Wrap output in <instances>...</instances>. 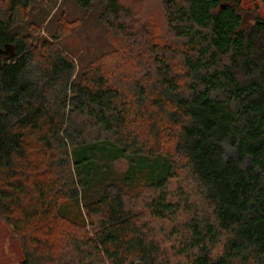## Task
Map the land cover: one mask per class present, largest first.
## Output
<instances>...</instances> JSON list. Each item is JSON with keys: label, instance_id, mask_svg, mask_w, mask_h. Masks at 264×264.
Wrapping results in <instances>:
<instances>
[{"label": "trees", "instance_id": "trees-1", "mask_svg": "<svg viewBox=\"0 0 264 264\" xmlns=\"http://www.w3.org/2000/svg\"><path fill=\"white\" fill-rule=\"evenodd\" d=\"M238 1L163 0L180 46L154 48L155 77L128 89L77 70L59 36L34 43L14 27L30 0H12L0 19V46L17 45L0 54V215L23 233L26 264H264V20L245 29ZM96 2L115 29L120 1L77 0ZM144 188L150 217L172 223L171 247L131 198ZM58 218L77 231L58 239Z\"/></svg>", "mask_w": 264, "mask_h": 264}, {"label": "rangeland", "instance_id": "rangeland-1", "mask_svg": "<svg viewBox=\"0 0 264 264\" xmlns=\"http://www.w3.org/2000/svg\"><path fill=\"white\" fill-rule=\"evenodd\" d=\"M119 1L123 10L114 22L115 29L103 21L102 3L96 2L86 10L80 7L77 0H30L26 16L23 19L17 18L14 27L30 35L34 43L42 37L54 41L59 36L56 40L73 58L77 70L82 71L90 66L101 68L109 81L121 80L129 89L137 80L146 82L155 77L154 48L177 47L179 41L167 27L163 0ZM238 3L245 18V29L249 30L258 16L264 20L262 0H239ZM9 7L10 0H0V17L9 18ZM256 42L257 51L264 53V33ZM174 64L177 72L183 73L178 59L174 60ZM226 151L228 154L234 153L233 149ZM111 166L114 171L123 173L129 162L118 158L111 162ZM186 185L184 188L188 190L190 187ZM143 190L147 191L146 188ZM151 193L149 190L146 194L132 191L131 198L141 199L137 204L138 210L147 212L146 219L152 221L158 238H162L166 246L171 247L174 240L164 238L161 231L162 227L170 231L172 223L169 220L163 223L150 217L144 207L146 203L142 202ZM57 226L54 235L58 239L64 229L71 233L77 231L76 225L66 219L58 218ZM22 236L23 233L15 232L13 226L0 215V264H26L27 252Z\"/></svg>", "mask_w": 264, "mask_h": 264}, {"label": "flooded vegetation", "instance_id": "flooded-vegetation-1", "mask_svg": "<svg viewBox=\"0 0 264 264\" xmlns=\"http://www.w3.org/2000/svg\"><path fill=\"white\" fill-rule=\"evenodd\" d=\"M11 4H12V0H10V7L8 12L9 18L11 17V8H12ZM0 19L3 18L0 17ZM6 45H8V47ZM16 52H17V45L14 42H6L3 44V46H0V54L2 57H13L14 55H16Z\"/></svg>", "mask_w": 264, "mask_h": 264}, {"label": "water", "instance_id": "water-1", "mask_svg": "<svg viewBox=\"0 0 264 264\" xmlns=\"http://www.w3.org/2000/svg\"><path fill=\"white\" fill-rule=\"evenodd\" d=\"M8 47V45H6Z\"/></svg>", "mask_w": 264, "mask_h": 264}]
</instances>
